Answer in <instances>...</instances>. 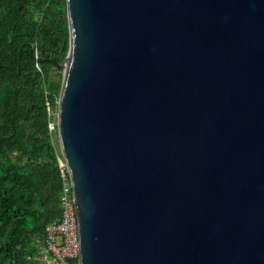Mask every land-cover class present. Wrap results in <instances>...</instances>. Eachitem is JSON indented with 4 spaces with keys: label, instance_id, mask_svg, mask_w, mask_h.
<instances>
[{
    "label": "water",
    "instance_id": "1",
    "mask_svg": "<svg viewBox=\"0 0 264 264\" xmlns=\"http://www.w3.org/2000/svg\"><path fill=\"white\" fill-rule=\"evenodd\" d=\"M66 2L79 264H264V0Z\"/></svg>",
    "mask_w": 264,
    "mask_h": 264
},
{
    "label": "trees",
    "instance_id": "2",
    "mask_svg": "<svg viewBox=\"0 0 264 264\" xmlns=\"http://www.w3.org/2000/svg\"><path fill=\"white\" fill-rule=\"evenodd\" d=\"M69 47L66 0H0V264H45L34 256L62 215V74L41 60Z\"/></svg>",
    "mask_w": 264,
    "mask_h": 264
},
{
    "label": "built area",
    "instance_id": "3",
    "mask_svg": "<svg viewBox=\"0 0 264 264\" xmlns=\"http://www.w3.org/2000/svg\"><path fill=\"white\" fill-rule=\"evenodd\" d=\"M53 123L50 128L53 129ZM63 178L60 195L62 215L46 227L35 259L45 264H79V240L73 187L65 162L59 161Z\"/></svg>",
    "mask_w": 264,
    "mask_h": 264
},
{
    "label": "rangeland",
    "instance_id": "4",
    "mask_svg": "<svg viewBox=\"0 0 264 264\" xmlns=\"http://www.w3.org/2000/svg\"><path fill=\"white\" fill-rule=\"evenodd\" d=\"M56 72V71H55ZM55 120L57 121V112L54 113Z\"/></svg>",
    "mask_w": 264,
    "mask_h": 264
}]
</instances>
